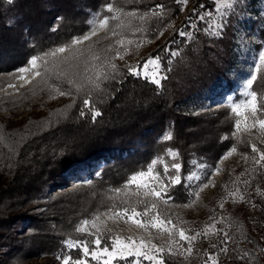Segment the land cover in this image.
<instances>
[{
    "label": "trees",
    "instance_id": "16d2710c",
    "mask_svg": "<svg viewBox=\"0 0 264 264\" xmlns=\"http://www.w3.org/2000/svg\"><path fill=\"white\" fill-rule=\"evenodd\" d=\"M98 1L0 0V69L18 68L34 55L70 45L75 37L88 31L87 9L98 8ZM178 13L176 9L166 8L158 14L148 5L126 4L119 17L110 22H119L122 33L151 40L160 29L170 26ZM173 35L149 53L159 57L166 77L159 85L129 72V67L121 63L111 64L115 69L111 65L98 68L86 54L76 56L73 49L55 59L58 62L48 73L50 83L62 89L68 98L57 112L47 117L43 128L9 150L8 163L0 179V229L18 221L29 225L24 231L26 245L19 248H33L22 255L25 260L34 252L35 255L53 254L61 248L62 240L78 235L74 229L79 218L103 204L125 205L123 200L115 198V190L130 174L144 168L159 146L175 149L183 169L192 158L214 164L230 148L248 155L253 153L249 141L234 133V116L228 107L197 115L182 113L176 108L224 74L228 51L214 49L223 38L212 39L214 47L207 46L201 34L198 42L193 38L185 43ZM65 62L70 64L71 71L65 70ZM105 75L107 78H103ZM251 87L258 105L264 103L261 74ZM86 99L91 111L85 108ZM81 111L85 113L83 116ZM95 111L101 115L93 119ZM166 131L171 134L170 140L161 137ZM99 163H104V167L98 175L90 177L86 186L69 188L55 200L61 201L70 195L77 197L68 199L56 215L49 211L47 214L29 212L36 208L31 203L33 199L41 200L51 188H62L69 178L80 171L92 170ZM170 195L171 202L177 204H183L187 197L182 184L170 188ZM158 211L164 218L170 217L165 208L159 206ZM232 223L238 232L237 220ZM32 224L39 228L29 232ZM240 242L242 253L232 258H218V264H264V234L246 225L241 230ZM206 245L191 255L164 252L165 264H205L208 253L215 251L210 242ZM88 264L101 262L88 259ZM114 264H129V261H114Z\"/></svg>",
    "mask_w": 264,
    "mask_h": 264
},
{
    "label": "rangeland",
    "instance_id": "374dc122",
    "mask_svg": "<svg viewBox=\"0 0 264 264\" xmlns=\"http://www.w3.org/2000/svg\"><path fill=\"white\" fill-rule=\"evenodd\" d=\"M98 2V8L87 9L89 29L83 34L87 35L92 31L93 25H90L89 21H95L96 35L75 46L67 47L65 53L73 49L76 50V56L86 54L89 60L94 62L93 64H96L98 68L114 63L131 66L139 72L141 77L153 82L152 78H160L163 76V72L159 59L157 60L156 56L149 53L163 43L165 39L168 40L171 34L175 35L177 41L184 39V43L193 38H196L198 42V35L201 34L205 37L206 45H213L214 47L215 44L211 40L223 38L221 39L222 42L214 49H218L220 52L228 51V61L224 74L214 79L207 89L180 102L176 108L179 112L197 115L228 107L234 116V133L240 138H246L250 145L256 144L260 151L264 152V131L259 126L249 127V130L245 131L246 123L250 126L251 120L245 122L243 115L237 116L231 110L234 104H241V113H246L243 104L250 97H247L245 93L253 92L251 87L253 82L250 87L246 88L245 85L253 75L256 77L261 74L264 77V68L260 71L256 70V66L260 63L259 55L264 53V0H228L232 7H221L217 4V0H187L186 4L178 2V0H99ZM109 3L112 5V12L107 11ZM224 3L225 0H219L220 5ZM126 4L148 5L151 10L156 5H163L162 9L154 12L163 13L168 8L172 11L176 9L179 13L170 26L160 29L158 34L151 40H146L131 33H122L120 32L122 25L119 22H110L119 17ZM222 14L227 17L223 19L226 26L222 29L218 27L214 29L213 26L221 24ZM104 17H108L109 23L107 27L100 28L99 21ZM200 17H204V19H200ZM179 32H185L186 34L179 35ZM118 41H123V43H118ZM65 53H57L55 58L45 57L44 59L48 60L46 66L43 59H38L37 66L40 69V76H36L34 72L23 73V79H18L16 76L17 69L27 67V62L31 57L23 66L18 68L7 70L3 67L0 69V179H2V171L8 163L7 154L9 150L20 143L23 138L33 135L37 129L43 128L46 125L47 117L57 112V108L68 98L66 94H59L64 91L50 83L48 74L52 72L53 66H56L58 62L55 59H60ZM117 53L120 55H117ZM37 56H42V54ZM150 59L153 63L148 64ZM60 62L61 64L64 63L62 60ZM65 64V70L71 71L70 64L68 62H65ZM146 64L147 67H145ZM9 84L13 86L9 87ZM262 98L264 99V93ZM211 115L214 117L215 114ZM260 118L264 119V116ZM237 119L241 121L239 132H237L235 126ZM166 133L169 132L166 131L161 136L163 140H167L163 138ZM169 150L176 152L170 146L157 147L155 155L144 165L145 167L134 171L128 176V179L139 171L146 170L153 160L158 161L155 170L160 171V174L163 175L159 158H162L164 163L169 166L173 162H178V156L174 161L168 154ZM231 150L232 148L226 150L214 164L206 162L202 158H192L185 169L181 168L179 172L181 177L189 174H195L199 177L198 180H185L182 182L187 196L183 204L172 203L171 201L164 204L161 201H156L158 207L161 206L170 213L168 220H171L177 229L183 228L186 235L201 233L197 239L191 242L192 252L196 253L197 249L202 246L206 247V244L210 242L212 247L213 245H216V247L214 252L208 254L219 253L218 258H232L236 253L239 255L242 253L240 252V244L243 245V243L240 242V237L241 230L246 225L264 234V161L257 164L254 159V157L258 159L256 153L248 155L236 150L231 155H227ZM103 167L104 163L95 164L92 170L80 171L74 177L69 178L62 188H51L41 200L33 199L31 201L33 205H36V208L34 207L29 212L32 214H47L49 211L56 215L60 206L77 197L70 195L64 196L62 202H55V200L69 188L81 189L86 186L90 181V177L98 175ZM217 168L220 169L219 172L215 171ZM169 174L173 173L170 172ZM128 179L123 182V185L119 188L120 191L114 194L116 195L115 198L123 200L121 202L125 205L115 204V202L106 206L103 204L102 207L79 218L74 229L78 235L76 237H66L62 240L61 248L51 255L44 253L35 255L34 252L27 255V260L22 257L27 250L33 249L27 246L22 250L19 249L20 246L26 245L24 231L29 225L25 221H18L12 226L1 228L0 264H12L15 261L22 262V264H62L63 258L69 254L73 258H84L80 250L68 249L65 241L68 239L87 240L90 242V249H92L93 236L89 235L90 232L95 233L105 242L101 247L110 244L113 237L124 238L130 236L137 239V241L143 238L150 244L164 248L165 252L171 246L173 248L172 254L187 255L186 252L182 253L181 246L183 249H187L188 242L180 240L175 230L172 234H168L152 227L140 228L131 220L126 222L125 219L120 217L110 218L125 207L134 206L138 212H143L145 206L150 205L154 200L152 197L138 195V190L135 187L126 188L125 185ZM203 183H209V187L203 188L200 191L199 199H196L193 193L199 191L197 186L202 187ZM233 192H236L237 195H231ZM94 193L90 195L93 194L94 196ZM114 195H111V198H114ZM241 195L243 200L240 199ZM141 200L144 201L143 204L140 203ZM221 204H223L222 208L220 207ZM140 205L141 207H139ZM149 215H152V213H149ZM160 215L164 218L161 213ZM234 217L237 218L234 219ZM145 219L147 218L145 217ZM233 220H237L238 232L234 228ZM83 221L89 223L83 225ZM93 222L96 225L95 228L92 226ZM213 223L217 231L215 233L209 231L207 235H204L206 225ZM167 226L171 227V225ZM29 228V232H31L39 227L32 224ZM78 228H84L85 231H77ZM224 232H227L229 237L226 253L220 252L226 239ZM46 241L51 242L50 239ZM15 251H17L16 254ZM77 251L78 256H76ZM86 259H91V257L89 256ZM142 264H148V262L142 261Z\"/></svg>",
    "mask_w": 264,
    "mask_h": 264
},
{
    "label": "snow or ice",
    "instance_id": "6c2138e0",
    "mask_svg": "<svg viewBox=\"0 0 264 264\" xmlns=\"http://www.w3.org/2000/svg\"><path fill=\"white\" fill-rule=\"evenodd\" d=\"M178 2L187 3V0H178ZM217 4L221 7H232V4L228 2V0H225V3L223 5L219 4V0H217ZM163 5H156V7L153 9V11H157L162 9ZM107 11L112 12L113 8L111 3L107 5ZM227 17L222 14V22L219 26H213L214 29L217 27L219 29H222L226 25L223 23V19H226ZM200 19H204V17H200ZM90 25H93L92 31L87 34L83 35L82 37L74 38L70 45L58 47L51 49L50 51H46L42 54V56L34 55L30 58V60L27 62V67H20L16 71V76L18 79H23V73L26 72H34L36 76H40V69L37 66V60L43 59L45 66L48 64V60L44 59L45 57H52L55 58L57 56V53H65L67 47L75 46L79 43H81L84 40H89L91 36L96 35L95 30V21H89ZM109 23L108 17H104L99 21V27L105 28L107 27ZM179 35H185V32H179ZM118 43H123V41H118ZM117 55H120L117 53ZM122 58V57H121ZM157 60L159 57L156 58ZM259 65L256 66V70L260 71L262 68H264V53H261L259 55ZM153 63V61L150 59L148 61V64ZM113 69H115V65H111ZM147 67V64L145 65ZM129 72L139 75V72H137L135 69H133L131 66L129 67ZM103 78H107L105 75ZM153 82L156 84L160 83V79H166L165 76H161L160 78L153 77ZM256 79V77L253 75L251 76V79L248 81V83L245 85V87H250L251 83ZM71 83V81H69ZM94 86H99L95 81H91ZM9 87H12V84L8 85ZM60 95H65L64 92H60ZM245 95L247 97H250V99H246L244 101V108L246 110V113H241L240 109L242 107L241 104H234L232 107V112L235 113L237 116L243 115L245 122H247L249 119L251 120V125H245L244 130L248 131L249 127L255 128L259 126V128L264 131V119L260 118L261 115H264V103L259 104L257 102V95L254 92H246ZM85 108H88L91 111V106L89 103V100L83 101ZM81 116H83L85 113L81 111ZM101 115L100 112L95 111L92 112V117L95 119L97 116ZM236 130L239 132L241 130V121L239 119L235 122ZM164 139L170 140L171 134L166 133L163 137ZM226 139V138H225ZM251 151L253 153H256L258 155V159L254 157L255 162L257 164L264 161V152L260 151V149L256 146V144H251ZM236 149L232 148V150L227 154L231 155L232 152H235ZM173 160L175 161V158L178 156V153L172 152L169 150L168 153ZM226 158V157H225ZM157 160H153L150 165L147 166L146 170H141L138 173L132 175L129 177L127 184L125 185L126 188L135 187L138 191V195H142L144 197H152L154 198L153 202L150 205H146L143 212H138L136 208L133 207H125L122 211H117L114 216L110 217L111 219H115L116 217H120L125 219L127 222L128 220H131L133 223H135L140 228H155L159 231L172 234L175 230L178 233V236L180 240H184L188 242L187 249H183L181 246V251L186 252L188 255H191L193 249H192V241L197 239L198 236L201 235V233H196L195 235H186L185 230L183 228L176 227L175 224H172L171 220H168L166 218H162L159 211H158V205L156 201H161L164 204L169 203L173 198L169 194V189L174 188L176 185L182 184L183 181H192L194 179L198 180L199 177L195 174H189L187 176L181 177L179 175V172L182 168V165L178 162H173L170 166L167 163H164L162 158H159V163L162 165V172L163 175L160 174V171H156V164ZM216 172H219L220 169H215ZM173 174H169V173ZM214 186V185H213ZM199 188V191H196L193 193V196L196 199H199L200 191L203 190V188L209 187V183H203L202 187L199 185L197 186ZM143 190L142 192L140 190ZM116 192H119V189L115 190ZM231 195L236 196L237 193L233 192ZM240 199L243 200V196H240ZM140 203H144L143 200L140 201ZM220 207H223V204L220 205ZM149 213H152V215H149ZM145 217L147 219H145ZM223 219V218H221ZM88 221H83V225H87ZM167 225H171V227H168ZM94 228L96 227L95 223L93 222L92 225ZM77 231H85L84 228H78ZM209 231L215 233L217 229L215 228V224L206 225L203 234L207 235ZM89 235L93 236V239L91 241V244L93 245V248L90 249L89 247V241L87 240H71L68 239L65 241V245L70 250H80L82 252V256L84 258H73L71 254L65 256L62 260V264H88L87 257H91V259L100 261L101 264H114V261H129V264H142V261L148 262V264H165V260L163 257V253L165 252L164 248L158 247L155 244H150L149 242L145 241L143 238H140L138 241L137 239L133 237H113L112 242L110 244H107L106 246L101 247L104 241L101 240V238L96 235L95 233H89ZM225 236V242L224 246L221 247L220 252L226 253L228 251L227 248V240L229 239L228 233L224 232ZM216 245H213V248H215ZM167 252L169 254L173 253V248L170 246L167 249ZM218 256L219 253L215 254H208L207 259L205 260V264H218ZM131 258V259H130ZM243 257H241L242 259Z\"/></svg>",
    "mask_w": 264,
    "mask_h": 264
}]
</instances>
